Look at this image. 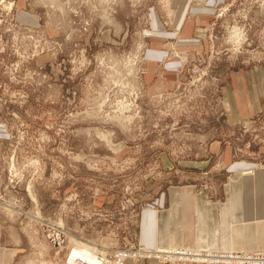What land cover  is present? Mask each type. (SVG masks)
Returning <instances> with one entry per match:
<instances>
[{
    "label": "rangeland",
    "instance_id": "1",
    "mask_svg": "<svg viewBox=\"0 0 264 264\" xmlns=\"http://www.w3.org/2000/svg\"><path fill=\"white\" fill-rule=\"evenodd\" d=\"M202 2L0 0L1 264H69L73 249L107 264H209L183 248H215L141 242L143 213L167 209L168 189L221 191L213 141L264 166V108L227 113L240 110L238 73L264 72V0ZM194 7L204 35L181 37ZM175 67L174 85L163 73Z\"/></svg>",
    "mask_w": 264,
    "mask_h": 264
},
{
    "label": "crops",
    "instance_id": "2",
    "mask_svg": "<svg viewBox=\"0 0 264 264\" xmlns=\"http://www.w3.org/2000/svg\"><path fill=\"white\" fill-rule=\"evenodd\" d=\"M203 0L202 3H205ZM212 1V0H211ZM190 5L191 2H188ZM204 12L208 10L203 8ZM189 19H180L179 35L201 36L195 32L194 22L199 16L197 9H191ZM188 12V10H187ZM186 12V14H187ZM182 32V34H181ZM195 32V33H194ZM204 52V46H195L185 51V60L197 62L199 54ZM160 58L163 67L168 63ZM177 60L170 61L175 66ZM264 72L260 76L258 69L238 73L236 93L239 95L240 110L235 104L227 111L228 116H248L264 108ZM174 85L182 77L179 68L166 71ZM233 88L228 87L224 99L233 98ZM235 100V98H233ZM243 102V103H242ZM239 112V113H238ZM239 117V116H238ZM221 148V149H220ZM209 149L212 153L221 151L216 159L224 168L223 188L218 194L206 195L192 187H173L160 196V202L166 199L167 209L154 212L148 209L143 213L141 242L147 247L182 246L188 248H227L229 250H263L264 249V166L249 163L253 170H245V161H237L231 156V148L221 146L219 141H213ZM212 157V156H210ZM209 157V158H210ZM209 160L189 161L195 167L207 165ZM205 163V164H204ZM253 171V172H252ZM4 250V248H3ZM5 254V252L3 251ZM1 261V260H0ZM131 264H158L149 259L133 261ZM1 264V263H0ZM126 264H129L128 261ZM189 264V263H187Z\"/></svg>",
    "mask_w": 264,
    "mask_h": 264
},
{
    "label": "bare ground",
    "instance_id": "3",
    "mask_svg": "<svg viewBox=\"0 0 264 264\" xmlns=\"http://www.w3.org/2000/svg\"><path fill=\"white\" fill-rule=\"evenodd\" d=\"M141 250L146 255L147 254H150V255L154 254V256L159 258V259L161 257L162 261L165 260L163 258L166 257V254H169V253H163V252L157 253L156 252L157 249L151 250V251H148L146 249H141ZM162 250H170V249H162ZM183 250L184 251L181 254V257H183V258H181V259L187 260L189 258V259H191L192 262H196V263H199V262L209 263V262H211L210 257H208V255H207V254H211V252L217 253V255L213 258V260H219V261H222L224 263L238 262L237 264H239V262L241 260H239V259L233 260L235 258L234 256L240 257L242 255L250 254V255H252V257H254V254H264V249L263 250H255V251H246V250L232 251V250H223V249L210 250V249H186V248H183ZM242 253H244V254H242ZM145 254L141 253L140 257H136V259L144 258ZM228 255H232L231 256L232 258H230ZM125 256L130 257V255H125ZM131 258H134L133 255L131 256ZM76 259H78L79 261L77 262ZM181 259H178V260H181ZM79 262H80V264H107L104 259L102 260V259L98 258L97 256H95L94 252H90L89 250H86V249H83V250L73 249L72 252L69 254L68 263L69 264H79ZM259 264H261V263H259Z\"/></svg>",
    "mask_w": 264,
    "mask_h": 264
},
{
    "label": "built area",
    "instance_id": "4",
    "mask_svg": "<svg viewBox=\"0 0 264 264\" xmlns=\"http://www.w3.org/2000/svg\"><path fill=\"white\" fill-rule=\"evenodd\" d=\"M262 253V252H261ZM244 254V253H242ZM208 257H210V264H237L238 262H233V263H224L219 260H213V258L217 255L216 252H211V254H207ZM230 258H232V255H228ZM233 260H241L239 264H264V254H254V257L252 255L247 254V255H242L240 257H236ZM218 261V262H217Z\"/></svg>",
    "mask_w": 264,
    "mask_h": 264
}]
</instances>
